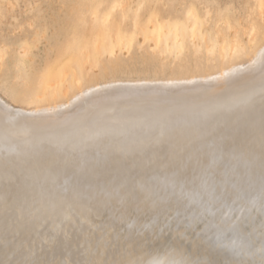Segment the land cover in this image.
I'll use <instances>...</instances> for the list:
<instances>
[{
  "label": "bare ground",
  "instance_id": "bare-ground-1",
  "mask_svg": "<svg viewBox=\"0 0 264 264\" xmlns=\"http://www.w3.org/2000/svg\"><path fill=\"white\" fill-rule=\"evenodd\" d=\"M130 5L83 0L78 31L33 76L16 46L25 106L0 96V264H181L186 251L264 264V0L213 35L194 6ZM134 42L203 74L83 88Z\"/></svg>",
  "mask_w": 264,
  "mask_h": 264
},
{
  "label": "rangeland",
  "instance_id": "rangeland-1",
  "mask_svg": "<svg viewBox=\"0 0 264 264\" xmlns=\"http://www.w3.org/2000/svg\"><path fill=\"white\" fill-rule=\"evenodd\" d=\"M137 1L139 0H129L131 5ZM82 2L83 0H0V46L5 47L0 65V96L5 102L14 107L25 106V94H14L10 90L11 66L16 55V46L22 43L28 45L29 52L24 61L29 76H33V72L46 65L78 31ZM143 3L146 6H157L171 16H181L187 7L194 6L199 16L204 19V31L209 35H213L216 26H222L226 21L237 24L247 14V0H143ZM259 44L256 47L258 49L262 47L260 45L264 46V42ZM256 56L255 52L253 56H249L251 58H246V62H241L250 63ZM119 58L122 63L118 71L109 75L100 73L94 80L85 83L83 88L114 81L125 83L168 78L185 80L203 74V71H195L193 57L190 56L185 58L186 64L183 68L174 67L169 71L161 67V61L150 49L136 42L125 57ZM175 243L178 242L171 244Z\"/></svg>",
  "mask_w": 264,
  "mask_h": 264
},
{
  "label": "water",
  "instance_id": "water-1",
  "mask_svg": "<svg viewBox=\"0 0 264 264\" xmlns=\"http://www.w3.org/2000/svg\"><path fill=\"white\" fill-rule=\"evenodd\" d=\"M208 243L211 244V246H215L216 245L215 241H211V242H208ZM186 253H187V251L184 253L183 260H181L182 263L181 262H179V263H181V264H195L196 263V261L194 260L195 255L189 254L190 255V258H189L188 257V253L187 254Z\"/></svg>",
  "mask_w": 264,
  "mask_h": 264
}]
</instances>
